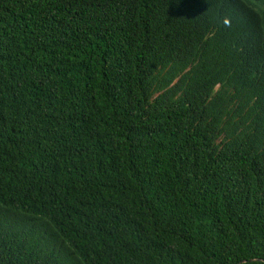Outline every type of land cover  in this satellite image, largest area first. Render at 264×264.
<instances>
[{
  "label": "trees",
  "instance_id": "trees-1",
  "mask_svg": "<svg viewBox=\"0 0 264 264\" xmlns=\"http://www.w3.org/2000/svg\"><path fill=\"white\" fill-rule=\"evenodd\" d=\"M0 264H264V0H0Z\"/></svg>",
  "mask_w": 264,
  "mask_h": 264
},
{
  "label": "water",
  "instance_id": "water-1",
  "mask_svg": "<svg viewBox=\"0 0 264 264\" xmlns=\"http://www.w3.org/2000/svg\"><path fill=\"white\" fill-rule=\"evenodd\" d=\"M243 262H246V261H243Z\"/></svg>",
  "mask_w": 264,
  "mask_h": 264
}]
</instances>
